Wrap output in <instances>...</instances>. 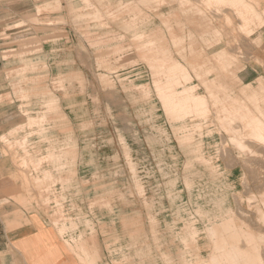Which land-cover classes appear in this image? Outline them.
Segmentation results:
<instances>
[{"label":"rangeland","instance_id":"rangeland-1","mask_svg":"<svg viewBox=\"0 0 264 264\" xmlns=\"http://www.w3.org/2000/svg\"><path fill=\"white\" fill-rule=\"evenodd\" d=\"M240 1L0 0L8 196L43 191L45 158L28 141H78L77 153L108 156L110 208L142 219L124 264H215L232 219L239 246L252 236L264 255V139L248 124H264V0ZM186 88L207 105H166Z\"/></svg>","mask_w":264,"mask_h":264},{"label":"crops","instance_id":"crops-1","mask_svg":"<svg viewBox=\"0 0 264 264\" xmlns=\"http://www.w3.org/2000/svg\"><path fill=\"white\" fill-rule=\"evenodd\" d=\"M28 143L45 158V189L36 201L22 192L18 203L8 196L14 169L0 142V264H124L126 247L146 230L141 217H124L129 208H110L108 156L77 153L78 141Z\"/></svg>","mask_w":264,"mask_h":264},{"label":"bare ground","instance_id":"bare-ground-1","mask_svg":"<svg viewBox=\"0 0 264 264\" xmlns=\"http://www.w3.org/2000/svg\"><path fill=\"white\" fill-rule=\"evenodd\" d=\"M209 1H225V0H209ZM229 1V0H228ZM232 1H235V0H232ZM237 1V0H236ZM242 1V0H241ZM240 1V2H241ZM86 2V1H85ZM240 2H238V3H240ZM244 1H242L241 3H243ZM87 3V2H86ZM233 4V3H232ZM245 5H247L246 3H244ZM241 5V4H240ZM243 8H244V6H242ZM245 10H246V8H244ZM238 10V9H237ZM188 76V75H187ZM187 78V77H186ZM189 78V77H188ZM172 80V79H171ZM186 80V79H185ZM170 81V80H169ZM168 83V82H167ZM179 83V82H178ZM164 87H166V86H164ZM190 88V87H189ZM189 88H186V89H183L182 91H184L185 93L186 92H188V93H186V96H184V97H176L175 95V93L173 94L172 92V94L168 97V102H167V100L165 99V101L167 102V104L166 105H170V106H172V107H174L175 109H177V110H180V111H182V112H184V113H188V112H190L191 110H193L192 108H202L203 106H205V105H207L206 103H207V101L202 97V96H196V95H192L191 93L192 92H190L189 91ZM189 92H190V94H189ZM211 93V92H210ZM263 93V92H262ZM166 94V93H165ZM164 94V95H165ZM180 94V93H179ZM166 97V96H165ZM177 98V99H176ZM216 101H217V99H216ZM259 100H253V102L255 103V104H257V105H259V102H258ZM262 102L264 103V101L262 100ZM221 104V103H220ZM168 105V106H169ZM254 105V104H253ZM193 106V107H192ZM173 108V109H174ZM254 108L256 109V107L254 106ZM174 109V110H175ZM199 110V109H198ZM200 111V110H199ZM237 111V110H236ZM206 112V109L204 110V113ZM183 113V114H184ZM195 113H196V111H195ZM227 113V112H226ZM228 114V113H227ZM263 114V113H262ZM186 115V114H185ZM195 116H197V114L195 115ZM202 118H203V116H202ZM229 118V117H228ZM243 118V117H242ZM244 118H246V117H244ZM263 118V117H262ZM223 119H226V117H225V115H224V117H223ZM229 119H231V118H229ZM241 119V118H240ZM220 120H222V119H220ZM232 120V119H231ZM222 122V121H221ZM235 122V121H234ZM250 122L251 123H248V124H250V126L252 125L253 127H251V128H253V129H251L252 131H251V135L252 136H254L255 138H261V139H264V124H263V122L260 120V119H258V118H251V120H250ZM230 123V125L232 124L231 122H229ZM229 126V125H228ZM231 127H232V125H231ZM229 128V127H228ZM238 128H241L240 127V125H239V127ZM230 129V128H229ZM232 129H234L233 127H232ZM239 131V130H238ZM232 132H233V130H232ZM240 132V131H239ZM236 133V132H235ZM234 133V134H235ZM238 134H240V133H238ZM235 136H237V135H235ZM232 138V137H231ZM236 138V137H235ZM237 140V139H236ZM251 141V140H250ZM259 141V140H258ZM237 143H238V145H239V147L240 148H242V149H245V148H248L249 149V153H254V154H251V155H255V153L256 154H258L257 152H255V150H254V147L252 148V146H251V148H250V146L249 145H246L245 143H244V141H236ZM260 142V141H259ZM255 143V142H254ZM261 143H263L264 144V141H262ZM255 145V144H254ZM260 146V145H259ZM261 147V146H260ZM264 146H262V149H264L263 148ZM257 149V148H256ZM260 153V156H261V152H259ZM262 154H264L263 152H262ZM259 155V154H258ZM255 157V156H254ZM258 212H260L259 210H258ZM257 212V213H258ZM241 212H239V214H240ZM236 214H237V212H236ZM237 216V215H236ZM263 218H264V215L262 216ZM262 218V219H263ZM228 220V219H227ZM221 225L223 226V229H225V231H227V233L228 234H230L231 233V236H232V241H233V243H232V245H229L227 248H225L226 246H227V244H226V238L225 237H223V236H220L219 237V243L214 247L215 249H214V251L215 250H219L220 252H217L216 254H213L212 255V259H213V263H215V264H263V260H262V258H263V256L264 255H260V251H258V244H256V243H250L251 241H249V243L247 242L248 240H250L251 238H252V236L251 237H249V235H247V241L245 240V242L246 243H248V249H250V250H252V251H248V250H246V249H242L241 248V246L242 247H244L243 245H244V243H243V245L241 244V246H239V243L237 242L239 239L237 238V237H235V236H239V235H241L242 233H241V231L240 230H238L237 229V226H236V224L233 222V219H232V226L230 225V223H227V222H225V221H223V222H221ZM222 226H220V227H222ZM209 230L211 231L210 233L212 234V235H215V234H217V232H216V230L214 229V228H212V227H210L209 228ZM222 230V229H221ZM224 233V232H223ZM243 236V235H242ZM246 236V235H245ZM230 237V236H229ZM244 238V239H245ZM230 239V238H229ZM243 240V239H242ZM252 240H254V242H255V239H252ZM216 241H218V239L216 240ZM241 243V242H240ZM246 248V247H245ZM262 254H264V253H262ZM217 257H219V258H217ZM262 257V258H261ZM211 260V259H210ZM209 260V261H210ZM229 260H231L232 261V263L229 261ZM263 261V262H262Z\"/></svg>","mask_w":264,"mask_h":264}]
</instances>
